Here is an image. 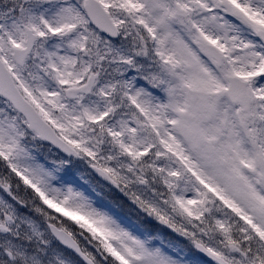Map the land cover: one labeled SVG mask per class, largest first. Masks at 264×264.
<instances>
[{"label":"snow or ice","instance_id":"obj_1","mask_svg":"<svg viewBox=\"0 0 264 264\" xmlns=\"http://www.w3.org/2000/svg\"><path fill=\"white\" fill-rule=\"evenodd\" d=\"M0 264H264V0H0Z\"/></svg>","mask_w":264,"mask_h":264}]
</instances>
